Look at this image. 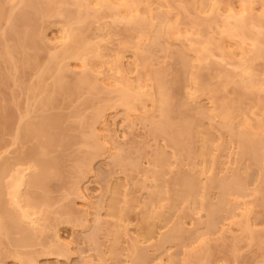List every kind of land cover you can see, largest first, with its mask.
<instances>
[{
    "label": "rangeland",
    "instance_id": "rangeland-1",
    "mask_svg": "<svg viewBox=\"0 0 264 264\" xmlns=\"http://www.w3.org/2000/svg\"><path fill=\"white\" fill-rule=\"evenodd\" d=\"M66 1L65 8L70 16L51 15L40 19L34 16L33 6L20 5L18 0H2L0 117L9 113L12 117L10 127L0 130V165L5 160L11 164L18 163L22 150L37 145L35 137L25 141L15 140L21 116L30 106L26 118L38 120L40 115H46L53 128L49 129L52 133L56 125L59 127V143L51 148L50 155H60L62 166L56 174L52 172L53 168H49L45 190H38L47 197L49 204L42 229L32 230L36 238L31 245L15 246L9 243L8 236H0V264H22L25 253L32 249L37 251L38 264H85L86 261L92 264H134L136 257H132L131 244L135 238L139 240L136 253L142 264H264V157L258 158L253 154L254 145L251 142H247L241 151L243 147L239 139L221 125L218 117L211 118L199 113L202 106L211 110L220 102L241 96L243 114L234 119V126L242 119L255 125L264 113V91L245 90L243 83L226 82L223 77L224 73L237 70V61L252 46H242L237 38L221 39L217 31L206 26L203 27L202 36L206 38L212 34L217 44L226 43L235 52V59L229 63L220 62L219 57L202 61L183 36H163L156 43L147 45L143 52H138L134 43L130 44L125 52L126 61L130 62L126 65L130 70L129 76L134 80L139 76L146 78L152 71L163 72L172 93L173 120L179 121L188 116L202 124H196L183 134L182 147L185 149L178 154V148L174 147L169 135L154 128L162 115L151 102H147L146 122L135 117L134 126L125 120V111L120 107L118 127L112 124V114H109L110 129L106 132L113 136L116 152L120 156L103 159V155H98L90 171L80 175L77 170L78 158L95 150L84 141L91 130L88 121L95 109L102 106L113 93L105 88L102 79L98 80L97 91L88 87L78 88V78L84 71L89 75L93 73L83 63L74 60L62 72L66 76L63 90L54 85L59 74L53 71L47 76L43 97L50 101L47 106L41 100H32L28 105L27 84L38 81V66L47 62L61 48V37L70 23L86 36L102 37L101 52L105 56L113 49L120 48L121 42L134 35L135 30L133 26L114 22L111 17L99 23L92 20L77 22L72 17L80 11L79 5L73 0ZM205 1L200 3V16L194 7L189 5L183 8L176 4V0H157L155 12L172 23L181 22L187 28L193 22L201 23L212 16L213 3L220 1L221 4L240 7V0H209L210 4L207 5ZM161 3L164 5L159 7ZM24 10L29 14L21 16ZM255 12H262L261 3L256 5ZM10 15L13 17L11 20ZM30 23L35 24L34 31L44 40L38 39L36 44L25 47L23 36ZM16 31L22 36L18 55L36 54L38 60L30 58L29 64L19 63L20 69L10 74L11 71H7V58L1 52L5 50V43L12 46L17 42ZM180 55L190 63L187 69H184ZM143 58L148 59L146 67L139 65ZM90 62L92 64L96 60L91 59ZM251 64L258 80H262L264 52ZM99 73V77L114 74L106 66L99 67ZM9 74L10 79H6ZM199 79L215 87L216 92L198 90ZM259 98L263 103L258 102ZM144 110L141 104L138 111L143 113ZM110 112H115V109L107 114ZM44 128L48 130L47 125ZM207 135L211 138L209 146L212 158L209 157L204 163L203 157L199 156L195 160L196 166L195 161L189 158L188 148L198 151ZM157 150L168 159L160 184L169 191L163 194L160 202L154 203L159 215L149 219L144 215L147 211H153L149 200L154 195L152 190L157 180L147 184L143 180L149 173L146 169L154 168L153 159ZM205 164L207 171L201 173ZM190 174L200 181L203 201L184 200L176 195L175 181ZM232 178L242 184L240 194L226 195L223 202V189L212 186L211 181ZM107 184H112L115 189L119 187V192L111 190L106 193L107 206L102 209ZM113 198L118 200V207L122 209L117 216L106 213ZM217 207L220 209L213 211ZM99 210L103 215L101 220H96ZM247 219L253 229V238L244 230ZM57 235L68 243L64 255L44 251V248L52 245Z\"/></svg>",
    "mask_w": 264,
    "mask_h": 264
},
{
    "label": "bare ground",
    "instance_id": "bare-ground-1",
    "mask_svg": "<svg viewBox=\"0 0 264 264\" xmlns=\"http://www.w3.org/2000/svg\"><path fill=\"white\" fill-rule=\"evenodd\" d=\"M20 5L33 6L35 8L34 16L40 19L46 16L59 15L70 16L66 10V0H18ZM79 5L80 11L73 16L77 22L92 20L99 23L106 17H111L116 23H124L128 26L134 27V35L126 38L121 42L120 48L113 49L106 56L101 52L100 42L103 39L99 35L86 36L79 32L71 23L68 26L65 34L61 37V48L55 51L49 60L42 65H39L38 81L34 83H22L28 85V105L32 100L43 101L44 106L50 102L47 98H43L47 88L46 78L51 72L59 74L55 81L57 89H64L66 83V76L62 74L64 69L70 65V61L83 63L86 69L91 70L93 75H89L86 71L78 78V88L88 87L90 90H99L98 80L104 83L105 88H108L113 96L109 97L102 106L97 107L90 117L91 130L85 135V144L94 147L92 153H88L81 158H78L77 170L80 175L90 171L93 161L98 155H103V159H111L120 156L115 149L114 138L109 131L108 115L112 114V124L118 127L117 118L120 116L118 108H123L125 111V120L134 126L136 118L143 122L147 119V102H151L161 112L162 119L157 121L154 128L159 132L167 133L170 141L174 147L178 148V154H181L185 149L183 145V134L193 127L200 126L201 121H194L192 118L185 116L179 121L173 120L172 117V93L166 85L164 73L160 71H152L147 74L146 78L142 76L137 79H132L129 76L130 70L127 69L126 48L134 43L135 49L138 52L146 50V46L156 43L161 37L169 38L185 37L190 44V47L195 49L202 61H208L219 57L220 62H227L235 59V52L231 50L226 43L217 44L216 38L211 34L204 38L203 27L212 28L218 32L221 39H235L237 38L242 46L250 45L252 48L236 63V71L226 72L223 77L226 82L236 81L243 83L245 90L262 92L264 91V78L258 80L257 72L254 71L251 61L257 57L263 56L264 52V0H240V7L236 8L231 4L211 3L212 16L205 19L201 23H192L189 27L184 28L181 22H170L164 18L160 13H156L157 0H73ZM200 3L203 0H176V4L183 8L187 6L194 7L198 16L202 13ZM206 5L210 4L209 0L205 1ZM261 3L262 12L256 13V5ZM164 5L163 3L158 6ZM3 2L0 0V14H2ZM92 10V12H91ZM29 14L24 10L21 16ZM13 17L10 15L9 19ZM218 18L220 20H218ZM35 24L30 23L24 33V46H31L36 44L37 40L43 41L44 38L34 31ZM4 34V33H3ZM17 42L12 46L4 44L5 50L2 56L7 58V71L12 72L20 69V64H29V59L38 60V55H24L20 57L18 51V44L21 39L19 31H16ZM183 61L184 69L189 67V61L180 55ZM91 59L96 62L91 64ZM147 58L141 59L139 65L146 67ZM106 66L113 71L112 76L99 77V67ZM6 76V79H10ZM14 76V75H13ZM198 90L216 92L215 87H211L204 80L199 79L197 82ZM259 103L263 100L259 98ZM241 96L231 99L230 101L220 102L215 105L213 109H208L206 106L199 108V113L203 116L211 118H219L221 125L231 130L242 144V150L246 147L247 142L254 145L253 154L258 158L264 157V113L260 116L255 125H252L247 120H240L234 126V119L243 114ZM145 107L144 112H139L140 105ZM115 109V112L109 110ZM30 106L27 111L21 116L20 123L17 129L15 140L25 141L35 137L38 140L37 145L26 150H22L19 155V162L11 164L9 161H4L0 165V236L6 235L9 238V243L15 246L31 245L35 236V231L41 230L43 227L42 221H45L49 210L48 199L44 194L38 192L39 189L45 190L46 181L49 176V168H53L54 174L61 171V156H51V148L59 143L57 131L59 127H54L55 132L52 133L49 129H53L49 124V116L40 115L38 120L26 118L29 116ZM12 114L0 117V130H7L10 127V119ZM56 117V116H55ZM136 117V118H135ZM57 118V117H56ZM54 120V119H53ZM55 121V120H54ZM47 125L48 130L44 128ZM122 126V125H120ZM203 132L202 130H199ZM118 136V135H117ZM92 139V141H91ZM211 138L208 137L198 149L188 148L189 158L192 161L197 160L199 156L203 157L204 163L210 155ZM233 153V152H232ZM236 153V152H234ZM1 155V154H0ZM154 168H147L149 172L143 183L155 182V188L152 190L153 197L149 202L153 211H147L145 218H155L159 215L155 211V204L163 199V194L168 192L167 187H163L162 174L164 167L168 163L166 156H162V152L155 151L153 159ZM194 165H198L195 161ZM207 171L206 164L202 165L201 173ZM152 173V174H151ZM159 180V182H158ZM212 186H219L223 189V199L225 202L226 195L240 194L241 183L239 180L232 179H213ZM153 186V184H152ZM176 195L184 200L195 201L199 199L204 200V194L200 181L193 177V175H186L175 181ZM119 192V187L116 189L112 184L105 186L103 194L104 209L106 204V193ZM105 197V198H104ZM220 207L213 209L219 210ZM111 211V212H110ZM122 209L118 207V200L113 198L108 204L106 213L119 215ZM69 214H74L68 211ZM102 213H97L96 220H101ZM88 220V219H86ZM244 230L251 234L253 229L249 220L244 224ZM35 236V237H34ZM137 238L133 239L131 244L132 257H136L134 264H142V261L137 258ZM36 245V244H34ZM68 243L57 235L50 247L44 248L47 253L56 252L58 255H64L65 248ZM38 264L39 259L37 251L32 249L25 253L22 258V264ZM85 264H92L91 261H86Z\"/></svg>",
    "mask_w": 264,
    "mask_h": 264
}]
</instances>
